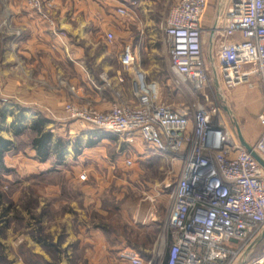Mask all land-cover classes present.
Here are the masks:
<instances>
[{
	"label": "built area",
	"instance_id": "1",
	"mask_svg": "<svg viewBox=\"0 0 264 264\" xmlns=\"http://www.w3.org/2000/svg\"><path fill=\"white\" fill-rule=\"evenodd\" d=\"M55 1L22 0L46 21ZM209 4L210 0H177L163 26L169 75L178 93L190 95L191 105L174 109L162 103L158 84L136 64L129 44L120 61L132 73L134 102H113L105 110L61 104L66 121L126 135L128 142L138 140L179 163L162 231L163 245L168 240L169 247L160 251L158 245L148 258L133 248L121 249L116 256L121 264H236L264 227V170L232 136L203 57ZM115 13L123 20L130 17L123 5ZM216 38L213 63L223 89L257 76L263 106L256 119L260 132L250 145L264 158V0H228ZM105 39L111 43L114 36L107 32ZM121 164L130 167L133 161L123 157ZM78 180H86V175ZM168 186L163 183V189ZM261 249L246 264H264V245Z\"/></svg>",
	"mask_w": 264,
	"mask_h": 264
},
{
	"label": "rangeland",
	"instance_id": "2",
	"mask_svg": "<svg viewBox=\"0 0 264 264\" xmlns=\"http://www.w3.org/2000/svg\"><path fill=\"white\" fill-rule=\"evenodd\" d=\"M176 1H115L116 7L123 5L130 13L124 20L132 24V43L138 48L140 69L150 81L158 84L159 100L174 109L193 102L188 93L182 95L175 90L162 47L163 26ZM214 5L212 3V9ZM210 11L208 18L213 13ZM92 36L100 43L96 51H107L108 73L100 74L94 63V52L86 59V68L92 72L96 84L99 80L106 84L105 90L101 88L105 100L127 101L129 75L124 74L125 69L117 62L123 48L122 39L117 34L106 46L103 34ZM117 72H120L118 79L114 77ZM99 74L102 78L98 80ZM115 81H118L116 86ZM223 93L241 131L254 140L260 132L256 116L262 106L257 76L252 74L248 82L223 89ZM20 99L16 89L6 94L0 89V136L14 144L3 159L7 171L0 170V248L3 257L0 264H121L116 256L124 248H135L147 258L148 248L157 239L160 245L169 194L175 180L172 175L178 173L179 163L153 152L138 140L128 142L126 135L115 132H110L112 137L103 142L96 141L94 146L100 144L92 158L76 163L67 151L63 162L51 158L41 163L29 146L33 134L24 130L14 137L10 126L20 110L26 117L23 127L32 120L28 118L30 110L21 106ZM68 102L73 103L72 100ZM38 115L48 119L46 128L52 136L63 139L66 144H74L76 139L81 143L90 139L94 142L89 139V134L101 131L66 121L61 108L46 109ZM105 133L109 132L101 131L100 134L107 135ZM121 155L130 158L133 165H117ZM81 169L88 170L87 175L84 173L86 180L82 182L92 189L93 195L92 204L84 212L77 209L76 203H71L76 199L78 208L82 207L79 197L84 190L74 173ZM163 183L169 185L167 189H163ZM169 244L167 240L162 246L165 251ZM263 245L264 241L254 258L261 254Z\"/></svg>",
	"mask_w": 264,
	"mask_h": 264
},
{
	"label": "crops",
	"instance_id": "3",
	"mask_svg": "<svg viewBox=\"0 0 264 264\" xmlns=\"http://www.w3.org/2000/svg\"><path fill=\"white\" fill-rule=\"evenodd\" d=\"M115 1L117 2V0H56L54 9L49 13L50 21H46L34 11L26 8L22 0H0V89L5 94L16 89L21 95V106L30 110L29 119H35L38 112L46 109L58 110L61 104L71 100L73 103H88L100 110L107 109L113 103L102 96L101 88L105 90L106 84L99 80L101 79L100 74L108 73L107 51H96L100 43L93 39L92 35L103 34L104 43L107 46L105 34L112 32L114 37L118 34L122 39L123 47L127 44L132 47L136 64L139 65L138 48L132 43L134 40L132 24L117 17ZM211 2L215 3L213 9ZM217 3L218 0H210L208 11L212 9L213 13L210 18L206 16L204 21L202 34L204 60ZM227 3L228 0H225L224 10ZM217 46L215 34L211 48L212 59L215 57ZM93 52L95 53L94 63L101 71L97 76L99 80L97 84L95 79H92L94 78L92 72L85 66L86 59H90ZM121 53L117 56V62L125 69L124 74L126 72L129 75L130 89L129 99L127 101L121 99L120 102L131 103L134 102L131 96L132 73L121 64ZM119 76L120 72H117L114 77L118 79ZM116 85L118 81H115ZM258 85L263 106L262 89L259 83ZM100 133L101 131L94 135L89 134V139H94L91 146L88 145L91 139L83 141L84 143L77 139L74 144L67 143L62 159L67 151L69 157L77 160L76 163L81 159L92 158V154L97 149L96 146L100 144L97 143L94 146L96 141L103 142L112 137L110 133H105L107 135ZM242 134L249 144L257 138L250 140L243 132ZM56 139L53 137V142ZM68 145L69 150H66ZM123 157L124 155H121L118 158L117 165L122 162ZM74 173L84 191L79 197L82 199L81 208H78L79 203L76 199L71 203H76L77 209L84 212L92 204V189L78 178L82 173L87 175L88 170L81 169ZM157 247L158 239L151 248H148L147 258ZM135 250L142 256L141 251Z\"/></svg>",
	"mask_w": 264,
	"mask_h": 264
},
{
	"label": "water",
	"instance_id": "4",
	"mask_svg": "<svg viewBox=\"0 0 264 264\" xmlns=\"http://www.w3.org/2000/svg\"><path fill=\"white\" fill-rule=\"evenodd\" d=\"M225 0H218L217 8L214 16V23L210 31V37L205 51V64L208 70V74L211 80L213 93L216 99V102L222 111L227 125L234 137V139L239 143V145L250 154V156L256 161V163L264 170V158L256 153L251 145L247 142L245 137L242 134L241 128L236 121L232 111L226 104V100L223 93V88L219 82V78L214 68L213 59L211 57V48L216 30L218 28L219 22L221 20L222 14L224 12ZM264 241V227L261 232L256 236V238L246 247L243 251L236 264H246V262L253 256L256 249Z\"/></svg>",
	"mask_w": 264,
	"mask_h": 264
},
{
	"label": "trees",
	"instance_id": "5",
	"mask_svg": "<svg viewBox=\"0 0 264 264\" xmlns=\"http://www.w3.org/2000/svg\"><path fill=\"white\" fill-rule=\"evenodd\" d=\"M23 110H20L14 120L11 122V129L14 131V137H17L22 134L24 130H28L33 134L29 146L30 149L34 152L36 160L41 163L54 158L58 161L62 159L63 152L66 146V142L57 138L53 142V136L50 129H47L48 119L42 115H38L35 119L30 121V124L27 127H23V122L26 120V117L23 116ZM93 142H89L88 145L91 146ZM14 148L13 141L4 139L0 136V170L7 171L4 167L3 159L7 152ZM259 247L254 252L253 256L257 253ZM3 260L1 255L0 248V261Z\"/></svg>",
	"mask_w": 264,
	"mask_h": 264
},
{
	"label": "bare ground",
	"instance_id": "6",
	"mask_svg": "<svg viewBox=\"0 0 264 264\" xmlns=\"http://www.w3.org/2000/svg\"><path fill=\"white\" fill-rule=\"evenodd\" d=\"M160 247H159V250L161 251V249H162V246H163V235H162V237H161V239H160V245H159Z\"/></svg>",
	"mask_w": 264,
	"mask_h": 264
}]
</instances>
